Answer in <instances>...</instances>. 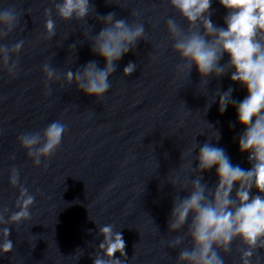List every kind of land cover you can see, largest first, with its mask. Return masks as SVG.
Instances as JSON below:
<instances>
[{
    "label": "clouds",
    "instance_id": "clouds-1",
    "mask_svg": "<svg viewBox=\"0 0 264 264\" xmlns=\"http://www.w3.org/2000/svg\"><path fill=\"white\" fill-rule=\"evenodd\" d=\"M166 2L176 13L164 20L172 42L171 50L180 61L175 68L176 78H185L190 83L195 67L201 77L200 85L207 89L210 77L219 79L230 72L231 81L246 89L247 95L240 101L233 98L231 87L223 92L217 90L209 97L205 112L217 103V97L221 114L229 106L235 107L238 123L244 129L238 137L239 150L248 154L251 165L248 169L234 165L226 151L212 143L213 139L217 142L221 139L219 130H212L203 145L194 140L191 147L183 150L182 160L185 156L192 157L191 175L182 184L176 179L168 181L177 193L186 191L187 195L177 194L173 200L168 218L171 238L166 247L177 250L175 264H227L226 257H232L233 251L239 264H264L261 251L264 250V0H219L227 11L225 27L217 26L211 19L213 0ZM50 4L44 9L45 38L49 40L57 34L53 14L65 22L75 20L86 24L89 16L97 15L90 0H51ZM24 14L25 11L12 0L0 3V65L11 76L19 75L20 53L26 41H7L14 33L24 31ZM141 16L139 10H131L130 20L117 19L114 12L98 16L102 29L91 35L92 27L89 26L90 32L84 35L90 41L91 51L104 59L105 66L100 68L96 61H89L75 72L67 69L61 81V73L52 67L51 60L46 61L41 66L46 95L52 94L50 85L53 83L61 89L75 84L79 91L101 100L111 89L110 77L116 71L117 62L141 40L147 41L146 22ZM158 23L159 20L151 26L155 28ZM75 47L73 44L71 49ZM225 54L229 60L222 64ZM136 69L137 64L130 61L123 69L124 76L132 75ZM207 91L200 92L206 95ZM208 125L213 129V125ZM66 131L67 126L55 119L42 130L20 133L17 141L33 166H41L45 161L46 168V161L59 149ZM196 148L199 153L194 156ZM9 159L15 160L16 153L13 152ZM193 160L198 161L196 168L192 167ZM214 167L217 183L210 187L202 173ZM8 182L18 189V196L15 211L0 204V254L14 252L8 225L18 227L30 221V209L35 204V195L20 181L19 167L10 168ZM97 227L103 240L93 254V264H126L122 233L115 230L113 224ZM116 253L124 259L116 258ZM83 254V250L78 249L72 257L78 261Z\"/></svg>",
    "mask_w": 264,
    "mask_h": 264
}]
</instances>
